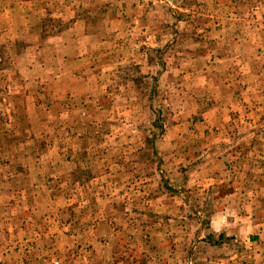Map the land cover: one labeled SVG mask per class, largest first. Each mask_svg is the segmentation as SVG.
Wrapping results in <instances>:
<instances>
[{"label":"rangeland","instance_id":"1","mask_svg":"<svg viewBox=\"0 0 264 264\" xmlns=\"http://www.w3.org/2000/svg\"><path fill=\"white\" fill-rule=\"evenodd\" d=\"M0 264H264V0H0Z\"/></svg>","mask_w":264,"mask_h":264}]
</instances>
